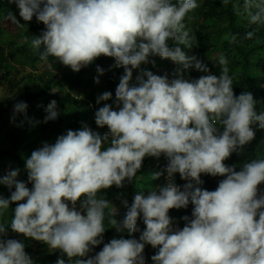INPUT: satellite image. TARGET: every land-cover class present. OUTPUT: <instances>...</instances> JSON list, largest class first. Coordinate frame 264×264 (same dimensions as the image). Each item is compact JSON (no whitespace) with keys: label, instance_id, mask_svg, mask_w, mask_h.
Wrapping results in <instances>:
<instances>
[{"label":"clouds","instance_id":"1","mask_svg":"<svg viewBox=\"0 0 264 264\" xmlns=\"http://www.w3.org/2000/svg\"><path fill=\"white\" fill-rule=\"evenodd\" d=\"M11 2L23 21L35 17L44 25L29 45L42 61L51 57L79 72L100 56L111 57L124 74L115 91L116 110L105 104L95 112V124L107 127L106 134L85 125L34 150L25 160L31 189L17 180L18 170L0 178L10 191L7 199L0 197V264H32L23 242L3 239L8 228L59 250L67 264H146V245L157 250L152 264H264V191L258 188L264 184V157L244 163L239 171L224 163L254 140V128L264 130V112L257 111L252 94L234 95L228 59L219 56V77L188 80L177 73L169 79L141 71L133 82V70L155 56L209 72L195 56L169 46L173 41L190 49L196 43L185 18L200 7L198 0ZM231 2L223 0L225 6ZM233 7L250 25L264 26V0H244L242 11ZM3 20L25 26L11 12ZM253 36L249 31L245 38ZM97 73L98 84L103 69ZM110 98L105 92L96 102ZM27 108L26 102H17L12 122L18 116L27 119ZM45 112L44 122L56 120L57 102L52 100ZM161 155L168 161L167 183L147 195L141 189L130 206L124 201L127 211L118 223L116 210L97 194L132 181L145 157ZM176 174L186 181L182 188L173 181ZM202 174L224 179L208 191L200 187ZM12 204L16 207L6 221ZM189 204L191 218L182 217L184 227L174 228L169 210ZM138 218L145 226L142 232ZM106 219L117 232H140L139 239L114 238L90 256L103 243Z\"/></svg>","mask_w":264,"mask_h":264},{"label":"trees","instance_id":"2","mask_svg":"<svg viewBox=\"0 0 264 264\" xmlns=\"http://www.w3.org/2000/svg\"><path fill=\"white\" fill-rule=\"evenodd\" d=\"M198 3L200 7L187 16L190 19L189 23L185 20L187 28L195 36L196 43L190 49L177 45L175 42L173 46L170 44L169 46L181 47L186 56H195L209 71L213 70L211 62L218 61L219 56L224 55L229 61L228 67L230 75L233 77L234 95L238 96L245 92L252 94L256 101L257 111L264 112V83H262L264 82V26L250 25L245 16L237 14L233 5H238L242 11L244 0H232L227 6L223 4V0H198ZM10 12L18 18L19 13L16 5L11 0H0V83L8 84L10 90L13 91L18 85L10 81L11 74L6 71L5 67L8 64H18L19 60H24L32 66L42 61L39 52H34L29 45L31 39L39 37L44 31V25L37 22L35 17L30 22H25L19 18L20 23L25 24V26L22 29L17 28L16 33L12 36L15 31L12 33L7 27L10 21L3 20V17ZM249 31L254 32L252 39L245 38ZM233 36L237 38L235 43L232 42ZM158 58L159 61L156 56L150 57L149 64H143L140 69L133 70V82L141 71H151L155 75H160L155 73L156 67L160 71L163 70L169 79L175 78L177 73L188 80H195L198 74H204L194 67L183 69L182 66L171 60ZM48 59L53 71L60 73V78L44 82L43 86L36 90L28 88L27 82L22 91L24 102L28 105L27 119L23 116L16 118L15 127L8 135L9 147L0 151V178L7 175L4 169L10 163L12 171L18 170L17 180L24 181L29 189L32 185L27 181V171L23 178H21V172L25 167V160L30 157L34 150L40 148L44 143H55L56 139L66 134L68 130H80L85 125L98 134L108 131L107 127L98 131L95 122H87V120L105 104L111 105L116 110L115 91L121 76L124 74V69L115 67V61L111 57L100 56L79 72L70 73H63L62 64L51 57ZM97 68L103 69V75H99L98 84L94 82V78L98 76ZM261 73L263 76L260 78L257 74ZM105 92H110L111 98L97 104V98ZM79 98H83V101ZM52 100L57 102L59 115L54 121L44 122V117L47 115L45 108ZM77 105L80 106L77 107ZM74 106L77 108L74 116L68 121L65 120L63 118L64 112L67 108ZM90 107H93V112ZM22 121L23 123H21ZM26 134H28L29 140L27 147H34V149H31L30 153H14L17 144L22 141ZM261 157H264V145L254 138L238 153H233L224 163L239 171L244 163ZM167 163L168 161L163 155L159 158L145 157L141 169L138 170L132 181L125 180L122 187L117 188L113 185L108 189L101 190L97 195H102L107 200L114 197L129 199L135 190L138 192L143 189L145 195L151 190L158 191L160 187L164 186V183L159 178L152 179L154 174L150 175L148 169L167 165ZM7 172L10 171L7 170ZM137 176H143V179H138ZM200 179L203 181L200 187L214 191L224 177L202 174ZM173 181L180 187L186 183L179 174L174 176ZM258 188L264 191V184L259 185ZM9 196L8 187L0 184V197L7 199ZM128 205L131 204L128 203ZM15 207V204L10 205V210L5 217L6 221H10L11 210ZM126 211L125 208L120 215L116 216L118 223L123 220ZM191 212V204L186 209H170L168 214L174 221L173 227L182 229L185 224L182 217L191 218ZM137 224L142 232L145 227L142 219L138 218ZM139 235L140 232L133 234H129L127 231L117 232L115 228L107 226L103 234V243L96 246L89 255L101 251L104 244L114 238L139 239ZM3 239H16L23 242L25 252L32 260V264H57L58 259H64L67 264V257L62 256L59 250L50 254L34 252L31 249L30 239L12 232L10 228L7 229V234ZM156 251L150 245L145 246L143 255L146 264H152L151 257L156 254Z\"/></svg>","mask_w":264,"mask_h":264},{"label":"rangeland","instance_id":"3","mask_svg":"<svg viewBox=\"0 0 264 264\" xmlns=\"http://www.w3.org/2000/svg\"><path fill=\"white\" fill-rule=\"evenodd\" d=\"M19 15L18 18L19 19ZM187 23H189L190 19L189 17L185 18ZM189 26V25H188ZM8 29L13 33L12 36L16 33L17 28L11 24H7ZM169 44L171 46L174 45L173 41H170ZM156 59L158 60V56H156ZM159 61V60H158ZM50 60L48 59L47 61H40L38 62L35 66H32L30 63L24 61V60H19L18 64H8L6 65L5 69L7 72L11 74L10 81H12L14 84H17V88L13 91L10 90V86L8 84H2L0 83V151L4 148L9 147V142H8V135L9 133L13 130L15 127V121L12 122V116H13V107L14 105L19 102V101H24L23 96H22V91L25 89L27 82H28V88L36 90L38 87L43 86V83L52 79H59L60 78V73L53 71L52 67L50 66ZM149 64V63H147ZM213 66V70H210L208 73L204 74H198L196 79H199L201 76L210 74V75H215L219 77L220 75V66L218 65L217 61L211 62ZM155 73H159L160 75H164V71H160L158 67L155 68ZM62 72L63 73H70L73 72L70 68L62 65ZM260 78L263 76V74H257ZM195 79V80H196ZM264 83V82H262ZM79 100L83 101V98H79ZM80 105H77L79 107ZM91 111L93 112V107H90ZM77 108L70 107L67 108V110L63 114V118L65 120H69L72 118L75 114V111ZM95 122V114L89 117L87 122ZM101 128L98 127V131ZM255 138L258 140L259 143L264 145V130H259L255 128ZM28 134L23 136V139L21 142H19L14 150V153L19 154V153H30L31 149H34V147L28 148ZM11 164L8 163L5 170V174H8V171H12L11 169ZM150 171V175L157 173L158 167L154 169H148ZM26 173V168L24 167L21 172V178L24 177V174ZM138 179H143V176H137ZM137 193L135 190L133 194H131L129 199H122L120 197H114L109 200L104 198L102 195H98V197L103 198L107 200L110 204L111 207H113L116 212L114 218L116 219V216L120 215L125 210V207L123 206V202L127 201V203L131 204L133 202L134 196ZM71 206V205H70ZM77 210L79 209V201L76 204ZM83 214V213H82ZM105 227L109 226L107 219L104 221ZM177 228V227H174ZM30 245L31 249L34 252H39V253H53L57 250H50L47 245H45L42 242H38L35 240L30 239ZM95 254H90V256H94Z\"/></svg>","mask_w":264,"mask_h":264},{"label":"built area","instance_id":"4","mask_svg":"<svg viewBox=\"0 0 264 264\" xmlns=\"http://www.w3.org/2000/svg\"><path fill=\"white\" fill-rule=\"evenodd\" d=\"M75 99H78V98H76V97H74ZM108 131H103L100 135L101 136H103L104 134H106ZM166 166L167 165H160L159 167H158V171L157 172H161L162 173V175L159 177V179H161L162 180V182L164 183V185L167 183V173H166V171H165V169H166ZM178 187H180V186H178ZM182 188V187H181Z\"/></svg>","mask_w":264,"mask_h":264}]
</instances>
